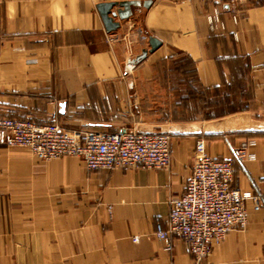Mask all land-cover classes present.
I'll return each mask as SVG.
<instances>
[{"label":"crops","instance_id":"0c3cea01","mask_svg":"<svg viewBox=\"0 0 264 264\" xmlns=\"http://www.w3.org/2000/svg\"><path fill=\"white\" fill-rule=\"evenodd\" d=\"M103 1L123 0H0V117L45 122L57 112L67 128L111 131L242 111L264 119V0L220 5L223 25L210 22L214 1L151 0L112 29L97 9ZM150 36L162 42L154 52ZM176 55L193 61L201 85L235 86L244 107L208 119L144 112L156 107L159 76L187 75L156 66ZM200 138L213 157L235 160V188L264 195V132L175 135L168 167L98 171L78 157L41 160L0 144V264H193L184 240L169 246L155 229L185 190ZM246 140L255 158L241 163L234 151ZM248 208V225L206 264H264V207Z\"/></svg>","mask_w":264,"mask_h":264},{"label":"built area","instance_id":"2783aa9c","mask_svg":"<svg viewBox=\"0 0 264 264\" xmlns=\"http://www.w3.org/2000/svg\"><path fill=\"white\" fill-rule=\"evenodd\" d=\"M216 3L209 16L211 24L221 23L220 5L248 0H211ZM161 132L142 133L135 127L123 131L84 127L67 128L53 112L45 122L33 118L0 117V144L28 149L36 158L49 160L65 156L82 159L90 171L143 165L163 168L171 164L172 138ZM254 140L235 149V159L245 163L254 159L250 151ZM234 159H219L207 151L206 141L198 139L195 164L182 195L170 200L167 225L158 223L155 235L171 246L173 236L184 240L193 255V264H206L213 249L229 232L244 228L250 221L248 202L253 211L264 207V195L245 196L232 185Z\"/></svg>","mask_w":264,"mask_h":264},{"label":"rangeland","instance_id":"374dc122","mask_svg":"<svg viewBox=\"0 0 264 264\" xmlns=\"http://www.w3.org/2000/svg\"><path fill=\"white\" fill-rule=\"evenodd\" d=\"M158 68L174 67L187 72V75L172 74L159 76L162 87L159 89L155 109H144L152 115H170L175 118H196L200 116L208 119L226 114L244 107L243 101L236 100V93L230 91L235 86L225 85L222 89H213L201 85L194 73L193 61L185 55H176L171 60L159 61ZM171 79L168 82L166 79ZM239 104V105H238ZM165 107V109H163ZM199 118V117H198ZM204 121V119H203ZM120 125H115L117 128ZM124 128H133L134 125H121ZM115 130V128H112Z\"/></svg>","mask_w":264,"mask_h":264},{"label":"water","instance_id":"95a60500","mask_svg":"<svg viewBox=\"0 0 264 264\" xmlns=\"http://www.w3.org/2000/svg\"><path fill=\"white\" fill-rule=\"evenodd\" d=\"M151 0H123V1H103L97 4V9L107 29H112L118 25L115 19L129 17L133 12L134 6L149 7ZM150 51H156L162 42L150 36ZM62 103V107H64ZM138 132L155 133L161 132L170 135H214L226 134L231 132H264V119L255 117L249 111L236 112L227 116L210 120H196L190 122L175 123H139L134 126ZM125 128L121 129L123 131Z\"/></svg>","mask_w":264,"mask_h":264},{"label":"trees","instance_id":"16d2710c","mask_svg":"<svg viewBox=\"0 0 264 264\" xmlns=\"http://www.w3.org/2000/svg\"><path fill=\"white\" fill-rule=\"evenodd\" d=\"M256 133H262V132H256ZM206 136H210V135H200L199 137H206Z\"/></svg>","mask_w":264,"mask_h":264}]
</instances>
